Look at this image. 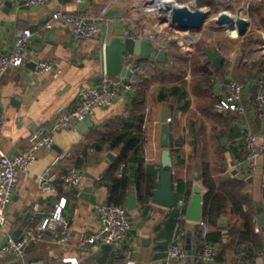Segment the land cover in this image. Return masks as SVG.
<instances>
[{"label":"crops","instance_id":"1","mask_svg":"<svg viewBox=\"0 0 264 264\" xmlns=\"http://www.w3.org/2000/svg\"><path fill=\"white\" fill-rule=\"evenodd\" d=\"M174 1L179 5H191L192 2ZM82 3L83 6L80 5ZM263 4L264 0H194L193 8L210 14L199 31L176 33L177 36L172 37V42L166 48L167 65L137 57L128 58L127 66L130 68H136L138 63L143 64L134 74L140 78H143L146 67L150 68L146 85L141 88L136 84L134 91L122 90L112 106L97 110L84 127L77 124L56 132L53 135V147L39 151L29 170L19 176L18 188L6 207V223L0 227V245L8 237L18 240L26 229L36 228L38 221L64 196L67 202L63 215L70 223V239L56 243L51 232L46 231L40 240L27 246L23 259L7 257L2 264H71L63 261L67 258L77 259V264H261L259 253L264 249V232H255V227L264 226L259 223V218H264V189L259 168L261 160H258V169L251 176L244 162L240 125L247 121L260 138L264 136V117L258 116L254 109L255 86L264 71V27L256 12L253 13L255 16L249 12L250 6L256 9ZM116 5L123 7L125 19L135 20L133 29L144 28L153 33V21L157 20L153 7L159 8L157 0H53L39 6H25L23 0L0 1V55L13 49L18 31L30 29L34 32L29 40L24 64L0 76V110L6 117L0 147L7 155L26 149L29 136L48 126L58 107H75L81 87L100 83L105 76L103 45L113 27L112 20L104 17L100 24V35L79 46L71 43L70 28L62 21L54 22L49 29L35 32L43 27L54 11L92 15L99 13L104 6L110 8ZM223 12L247 20L249 25L246 33L240 35L235 30L217 26L215 20ZM164 25L161 26L162 30L166 28ZM125 27L132 29L130 26ZM194 35L198 39L187 40L186 45L191 49V53L187 54L180 44L184 38ZM167 37L157 36L156 40L163 44L168 41ZM153 41L152 45H155L156 41ZM198 47L201 53L197 51ZM205 48L215 50L224 61L219 66L205 62ZM225 49L227 55L223 54ZM31 51H36L37 55L32 56ZM197 54L201 56L204 70L209 72L208 85H203L206 88L202 89L206 93L200 92L194 85L192 58ZM36 59L53 62L60 70L59 77L53 78L48 73L35 74ZM226 78H233L244 86L240 102L242 112L217 108L219 102L226 100L219 85ZM164 110L166 118H171V121L166 122L168 143L173 161L174 184L178 187L172 208L161 207L149 200L128 210L125 206L126 193L122 206L128 212L131 227L125 245L103 248L92 244L81 253L78 252L80 238L99 228L96 206L108 204L112 178L122 177L118 175L120 164L110 171L120 148L109 149L106 139L116 133H127L129 137L142 134V152L134 155V161L127 165L123 163V173L135 191L137 170L141 168L144 172H153V185L156 188L163 150L160 141L163 136ZM196 127L203 129L204 147L209 152L208 161L222 168L219 176L226 180L241 181L249 198V203L241 205L246 207V211L241 209L238 212L232 210V203L227 200V213L217 219L216 228L226 233L222 239L221 247L224 250L219 262H204L198 258L197 254L204 245L196 239L197 231H202L200 225L186 218L178 222L179 200L185 201L182 210L186 214L194 185L199 183L202 192L205 191L202 184L193 179L198 172L193 173L192 177L188 175V167L193 162ZM98 145L100 150L96 149ZM136 149L134 147L132 151ZM63 153L69 156L58 163L56 171L63 174L78 168L83 173L80 184L70 191H64L61 184L56 183L55 192L41 196L36 187L37 177ZM109 154L114 159L108 158ZM180 182L182 186H178ZM35 204L39 205L43 213L34 212ZM241 212L251 214V239L244 240L242 237L245 220ZM224 222L227 226L220 227ZM190 226L191 236L187 237ZM179 227L186 232L180 245L188 256L168 259V244ZM213 246L218 253L221 249L219 244Z\"/></svg>","mask_w":264,"mask_h":264},{"label":"built area","instance_id":"2","mask_svg":"<svg viewBox=\"0 0 264 264\" xmlns=\"http://www.w3.org/2000/svg\"><path fill=\"white\" fill-rule=\"evenodd\" d=\"M1 1V0H0ZM53 0H23L25 6H39L49 3ZM193 2L190 3L193 8ZM153 5V4H152ZM155 5V4H154ZM108 6L102 7L99 13L92 15L84 14H71L64 13L62 11H54L46 20L42 28L35 33H39L45 29L51 28L52 24L56 21H62L69 26L71 34V43L75 46L84 45L88 41L97 38L101 33V22L104 21V14L108 10ZM195 9V8H193ZM154 12L157 14V22L155 24V30L153 33L145 31L144 28L133 29L135 20L131 18L125 19L124 17V35L126 37L135 39H152L158 49H164L172 42L168 39L167 42L161 44L157 39L158 26L160 23L165 24L166 28L174 33H187L176 30L169 22V17L162 12L159 8L153 7ZM125 26L132 27L131 30ZM160 28V27H159ZM151 33V34H149ZM34 34L30 29H24L18 31L15 35L13 43V49L10 52L0 55V76L20 68L27 59V49L29 40ZM196 41L197 35L190 38H184L181 42L183 51L187 54L191 53L190 47L186 45L187 40ZM173 40V39H172ZM154 42V41H153ZM185 42V44H184ZM189 45V44H188ZM224 51V52H223ZM223 54L227 55V50H223ZM167 52V50H166ZM32 56L37 55L36 51H31ZM34 71L35 74L48 73L53 78H57L60 75V70L57 69L53 62L36 59ZM149 65V63H147ZM143 64L138 63L136 68H130L132 76L136 70ZM220 88L223 90L226 100H223L217 104V108L221 110L233 109L238 112L243 111V107L240 104L243 93V84L237 82L233 78H226L220 81ZM136 89V83L133 81L126 82L123 77L108 78L104 76L99 84L87 87H81L77 95V104L73 108H66L60 106L55 110L54 116L50 124L41 130L35 131L28 138V147L23 151L14 154L7 155L0 147V227H3L6 223V207L16 189L18 188V178L22 173L29 170L31 165L36 160L37 153L41 150H49L54 145L53 135L64 129H69L74 125H77L80 121L88 119L97 110L105 109L114 103L117 95L122 91H134ZM232 104H230V102ZM254 109L258 116L264 117V71L258 78L255 86L254 94ZM6 121V117L0 110V137L3 125ZM171 121V118H167L166 122ZM241 130V143L245 151L244 162L247 164L248 172L252 176L258 169V160H261L260 165V178L261 186L264 189V136L260 138L253 130L251 124L247 121H243L240 125ZM67 153H63L57 156L52 163L37 177L36 187L41 196L50 195L55 192V184L60 183L64 191H70L76 188L83 177V173L78 168H72L63 174H59L56 171L58 163L68 158ZM124 164H120L118 175L122 176ZM67 199L60 197L57 204L53 209L42 217L36 228H28L22 234L18 240H14L8 237L4 243L0 245V264L7 257L23 259L25 256L26 248L32 243L37 242L42 238V235L46 231L51 232V236L54 242L64 243L70 239L71 229L70 223L63 215V210L66 206ZM185 205V201L180 199L178 205V221H184L185 214L182 210ZM35 213H41L38 204L33 206ZM99 228L96 232L84 235L78 242V252L84 251L88 246L92 244L107 245L112 247H122L125 245L129 231H130V219L127 210L120 205H108L99 204L96 206ZM242 210L246 211V207L242 206ZM43 213V212H42ZM201 226L202 237H205L208 226L202 222V220L196 223ZM255 232H264V226L255 227ZM186 232L184 229H179L174 237L170 240L167 247L168 259H182L188 256L187 251L180 245V241L184 238ZM216 251L213 245L205 243L202 249L198 252L197 256L204 262H213L215 260ZM261 264H264V249L259 253ZM65 262L71 264H77L78 260L75 258L63 259ZM131 263V261H129Z\"/></svg>","mask_w":264,"mask_h":264},{"label":"water","instance_id":"3","mask_svg":"<svg viewBox=\"0 0 264 264\" xmlns=\"http://www.w3.org/2000/svg\"><path fill=\"white\" fill-rule=\"evenodd\" d=\"M159 10L169 17L170 24L180 32H197L205 24L209 12L191 8L188 5H179L174 0H157ZM83 6V3L80 4ZM124 9L121 6H112L108 8L104 17L112 20V32L103 45L104 73L108 78L123 77L126 82L132 78V73L127 66V60L130 57L150 58L158 63L167 65V52L164 49H158L152 45V39H135L124 35V24L122 18ZM215 24L219 27H225L229 31H237L238 34L244 35L247 31L249 22L238 16H232L223 12L216 18ZM205 62H211L219 66L223 57H219L215 50L205 48ZM166 110L162 114V138L160 146L163 149L161 153L160 174L158 175V186L151 190L150 202L164 208H172L173 197L178 187L174 184L173 179V161L171 150L168 143V125L166 123ZM88 119L80 121L78 124L84 127ZM108 158L114 159L110 154ZM234 174V172H233ZM199 175L195 173L197 178ZM135 191L129 186V192L126 198V208L132 210L138 207ZM203 192L199 183H196L192 189V195L188 202L185 218L191 222L198 223L202 220ZM225 217L223 218V220ZM261 226L264 225V218H259ZM227 224L221 223L220 227H226ZM187 237L191 236L192 227L190 226ZM103 245V248H107Z\"/></svg>","mask_w":264,"mask_h":264},{"label":"trees","instance_id":"4","mask_svg":"<svg viewBox=\"0 0 264 264\" xmlns=\"http://www.w3.org/2000/svg\"><path fill=\"white\" fill-rule=\"evenodd\" d=\"M250 15L256 12L257 17L262 19V26L264 27V4L260 7L250 6ZM198 52L201 53V48L198 47ZM199 56V57H198ZM145 61L152 60L150 58H142ZM202 60L200 55H194L192 58L193 65V75H194V85L200 89V92L206 93V91L202 90L206 87L207 84V74L208 71L204 70V66L201 65ZM145 69V68H144ZM149 69L147 68L143 72V78H140L137 75H133L131 80L134 81L137 85L139 84L141 88H143L147 82L149 81ZM200 74V76H199ZM235 80V79H234ZM237 81V80H236ZM239 82V81H237ZM240 83V82H239ZM197 84L199 86H197ZM208 85V84H207ZM197 89V88H196ZM198 91V90H197ZM197 126V124H195ZM195 142H194V153L192 156V164L188 167V175L191 177L193 173L198 172L199 176L193 177L194 180L199 181L204 187L203 193V206H202V222L206 224L209 228L205 237H202L201 230L197 231L196 239L200 242L213 244H219L222 246V239L226 235L223 233L221 229L216 228L217 219L226 214L227 212V200L231 201L233 206V211H241L242 204L249 203L248 194L244 191V184L239 180H226L220 175V170L222 168L217 167L218 164H212L209 160V152L204 147L202 128H195ZM140 131V130H139ZM106 143L108 144L109 149H118L120 148L119 156L114 164L110 167L111 170H115L119 164H128L131 161H134V155L142 152L143 145V137L142 134H135L134 136L129 137L127 133H116L110 135L106 139ZM134 147H137L136 150L132 151ZM97 150H100L101 147L96 146ZM132 153V155H129ZM150 172V171H149ZM153 172L147 173L144 172L143 169L139 168L137 170L135 176V191H136V199L138 203H146L151 198V190L154 189L153 185ZM130 186V180L124 173L122 177L112 178V185L109 188V197L107 200L108 204L120 205L124 201V196L128 193ZM178 186H182L181 182ZM241 217L245 220V232L242 234L244 240L251 239L253 235V226H252V218L250 213H242ZM179 222V221H178ZM183 229L182 227H179ZM214 228V229H212ZM179 230V229H178ZM177 230V231H178ZM231 233V232H229ZM203 247V246H202ZM223 248L221 247L220 251L216 253L215 260L219 262L222 260ZM262 251V250H261Z\"/></svg>","mask_w":264,"mask_h":264},{"label":"rangeland","instance_id":"5","mask_svg":"<svg viewBox=\"0 0 264 264\" xmlns=\"http://www.w3.org/2000/svg\"><path fill=\"white\" fill-rule=\"evenodd\" d=\"M153 23L156 24V23H158V22H157V20H155V21H153ZM161 26H162V23L159 24V27H160V28L156 29V32H158V35H157V36L166 35V36H168L167 38L170 39V40H172V37L177 36L176 33H174V32H172V31L168 30V29L165 28V27H163L164 30H162ZM164 26H165V25H164ZM165 32H167V33H165Z\"/></svg>","mask_w":264,"mask_h":264},{"label":"bare ground","instance_id":"6","mask_svg":"<svg viewBox=\"0 0 264 264\" xmlns=\"http://www.w3.org/2000/svg\"><path fill=\"white\" fill-rule=\"evenodd\" d=\"M160 7V6H159ZM158 28H159V26H158ZM234 34V33H233Z\"/></svg>","mask_w":264,"mask_h":264}]
</instances>
